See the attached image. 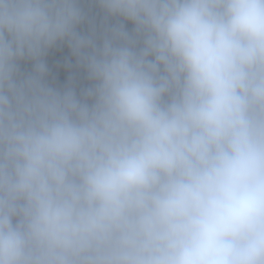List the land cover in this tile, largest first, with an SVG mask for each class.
I'll list each match as a JSON object with an SVG mask.
<instances>
[{
	"label": "clouds",
	"instance_id": "clouds-1",
	"mask_svg": "<svg viewBox=\"0 0 264 264\" xmlns=\"http://www.w3.org/2000/svg\"><path fill=\"white\" fill-rule=\"evenodd\" d=\"M0 264H264V0H0Z\"/></svg>",
	"mask_w": 264,
	"mask_h": 264
},
{
	"label": "trees",
	"instance_id": "trees-1",
	"mask_svg": "<svg viewBox=\"0 0 264 264\" xmlns=\"http://www.w3.org/2000/svg\"><path fill=\"white\" fill-rule=\"evenodd\" d=\"M67 50L65 49L63 52H57L54 53L51 57H50V62L54 63L56 60L60 59L62 56L67 55ZM68 78V73H66L63 70H60L56 73V81L59 84H63L67 81ZM84 83H86V81H84Z\"/></svg>",
	"mask_w": 264,
	"mask_h": 264
}]
</instances>
